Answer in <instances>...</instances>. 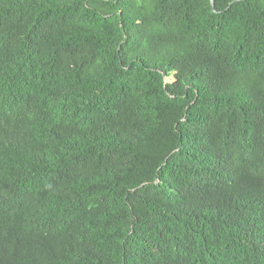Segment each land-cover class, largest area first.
Masks as SVG:
<instances>
[{
	"label": "trees",
	"instance_id": "obj_1",
	"mask_svg": "<svg viewBox=\"0 0 264 264\" xmlns=\"http://www.w3.org/2000/svg\"><path fill=\"white\" fill-rule=\"evenodd\" d=\"M214 1L0 0V264H264V0Z\"/></svg>",
	"mask_w": 264,
	"mask_h": 264
},
{
	"label": "water",
	"instance_id": "obj_2",
	"mask_svg": "<svg viewBox=\"0 0 264 264\" xmlns=\"http://www.w3.org/2000/svg\"><path fill=\"white\" fill-rule=\"evenodd\" d=\"M211 3H212V6L214 7L215 1L214 0H211Z\"/></svg>",
	"mask_w": 264,
	"mask_h": 264
},
{
	"label": "bare ground",
	"instance_id": "obj_3",
	"mask_svg": "<svg viewBox=\"0 0 264 264\" xmlns=\"http://www.w3.org/2000/svg\"><path fill=\"white\" fill-rule=\"evenodd\" d=\"M67 159V158H66ZM55 173H57V172H55ZM51 175V174H50ZM84 175V174H83ZM34 182H36V181H34ZM33 184V183H32ZM35 184V183H34ZM85 190V189H84ZM76 196V195H75ZM74 199V198H73ZM110 200V199H109ZM32 202V201H31ZM109 203V202H108ZM56 206V205H55ZM71 208V207H70ZM94 250V249H93Z\"/></svg>",
	"mask_w": 264,
	"mask_h": 264
}]
</instances>
